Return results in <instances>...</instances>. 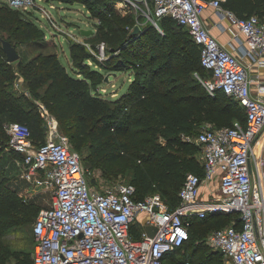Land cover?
I'll list each match as a JSON object with an SVG mask.
<instances>
[{
	"label": "built area",
	"instance_id": "2783aa9c",
	"mask_svg": "<svg viewBox=\"0 0 264 264\" xmlns=\"http://www.w3.org/2000/svg\"><path fill=\"white\" fill-rule=\"evenodd\" d=\"M130 11L159 21L169 17L184 27L200 50L201 66L210 77L201 82L210 95L220 90L237 101L246 121L214 128L206 124L197 135L184 136L200 148L204 175L188 174L179 191V204L170 209L159 193L135 199L134 185L119 182L105 189L88 182L80 155L59 129L44 104L38 108L45 126V141L34 143L28 126L8 122V149L16 155L21 178L50 193L33 223L32 264H163L164 257L189 238V217L203 219L216 213L239 214L210 232L207 244L219 251L224 264H264V78L250 70L264 68V18H238L223 8L224 0H121ZM13 8L35 0H7ZM213 8L225 18L245 45L233 53L205 27L201 15ZM236 36V35H235ZM99 58L106 59L105 44ZM210 189L202 197V185ZM140 221L154 227L135 238L132 227Z\"/></svg>",
	"mask_w": 264,
	"mask_h": 264
},
{
	"label": "trees",
	"instance_id": "16d2710c",
	"mask_svg": "<svg viewBox=\"0 0 264 264\" xmlns=\"http://www.w3.org/2000/svg\"><path fill=\"white\" fill-rule=\"evenodd\" d=\"M2 2L0 30L9 31L18 41L32 39L37 33L33 23L18 20V15L4 12V9L16 8L9 6L6 0ZM222 6L238 18L251 15L264 18V0H224ZM159 25L166 32L155 40L156 45L151 48L152 58L148 64L127 57V32H116L117 27H111L113 32L99 33L101 43L105 44L106 59H100L98 54L92 53L82 44L70 45L75 70L80 75L88 70L91 76L86 74L76 77L69 74L56 53L37 54L19 64L18 70L33 97L45 105L57 119L58 125L66 131L75 125L71 136L61 132L68 137L73 150L87 151L84 158L78 154L88 172L90 184L91 168H103L116 162L127 163L131 169V180L126 183L134 185L135 199L159 193L168 207L174 209L179 204L178 194L186 176L204 175L199 161V146L186 142L183 137L197 135L206 125L203 124L205 122L214 128H221L232 126L235 121L244 124L246 116L237 101L222 91H216L213 96L206 91L200 81L205 78L200 77L196 70L202 69L208 77L211 74L201 66L199 47L188 31L169 17L162 18ZM175 29L185 32L188 38L180 42ZM152 30L147 32L148 35L159 34ZM168 37H174L176 43L165 53L163 50L169 45ZM2 40L11 42L0 37V158L8 149L9 137L4 130L8 122L28 126L34 143L45 141V126L38 103L12 87L16 74L6 59ZM92 49H96V45L93 44ZM114 52L117 54L107 55ZM162 57L164 60L154 66ZM88 61L100 71L114 75L130 71L133 80L128 92L112 100L103 98L98 90L92 93L88 80H92L93 75L101 77V72L90 69ZM144 69L149 74L144 75ZM193 73L199 78L192 79ZM168 83V87L173 88L163 93L161 87ZM7 179H0V264H11L13 261L15 264H32L34 236L30 237L28 246H22L5 241L3 235L12 227L34 223L42 207L19 196ZM229 216L237 220L238 226L241 224L238 213H216L203 219L189 217L188 240L180 248L168 253L163 264H210L211 257L204 254L197 238L204 229L212 227L215 230L227 226L229 223L224 218ZM187 243L192 252L186 251ZM216 253L220 256L221 264H224L222 254L219 251Z\"/></svg>",
	"mask_w": 264,
	"mask_h": 264
},
{
	"label": "rangeland",
	"instance_id": "374dc122",
	"mask_svg": "<svg viewBox=\"0 0 264 264\" xmlns=\"http://www.w3.org/2000/svg\"><path fill=\"white\" fill-rule=\"evenodd\" d=\"M2 3V0H0V7H2ZM35 3V6L31 5L27 8L4 9V12H11L14 15H18V20H28L33 23L37 33L34 34L32 39L28 41H18L15 39V36L7 30H0V37L9 39L20 55L19 61L11 63L13 71L16 74L12 82V87L17 92L24 93L28 97L34 99L37 103H39V101L33 97V94L18 70L19 64L25 63L37 54L56 53L69 74L82 77L90 73L88 70H85L83 75H80L79 71L75 70L70 55V45L72 43L82 44L92 53L99 55L98 47L102 42L99 38V33L113 32L111 27H117V29H115L116 32H127L128 42L126 49L129 52L127 57L137 62H146V64H148L152 58L151 48L156 45H154L155 40L166 32L165 29H162L161 32L155 27V19L152 16H148V14L142 11L128 10L121 0H68L67 3L55 0H35ZM153 28H155L154 31L152 30ZM81 30H90L93 33L90 35H83L80 33ZM151 30L152 32H159V34L154 33L151 36L148 35L147 32ZM175 33H178L179 37L177 38H179L180 42L188 38L185 32L179 31L178 29H175ZM167 40L169 41V45L164 47L163 51L165 53L172 44L176 43L174 37H168ZM93 44L96 45L97 50L92 49ZM116 54L117 53L114 52L107 55L110 57ZM163 60V57L160 58L154 63V66L158 65ZM87 64L90 69L95 70V72H101V77L93 75V79L88 80L92 93L98 90L103 98L112 100L128 92L130 82L133 80L130 71L120 72L118 75H114L111 72L100 71L91 61H88ZM196 71L200 77L205 79L209 78L208 74L202 69L197 68ZM143 72L144 75L149 74L145 69ZM194 74L195 73L192 74V79H198L199 76ZM168 86L169 83L165 84L164 87H161V91L163 93L169 92L173 87ZM175 87L180 89L178 86ZM201 87L200 90L203 91ZM177 94H179V92ZM203 124L205 125L208 123L205 122ZM74 126L75 125H71L68 131H66L59 125L60 130L68 136H71L70 132ZM78 152L83 158L88 154L85 150ZM15 158V153L11 152L9 149L2 154L0 158V179L8 177L7 183L17 191L19 196L35 202L40 207L48 206L50 193L44 191L41 187H35L24 181L21 178V168L16 163ZM84 165L89 166L88 163H84ZM90 171L92 184H96L102 189L116 185L119 182H129L131 180V177H129L131 169L128 167L127 163L116 162L111 165L107 164L103 168H91ZM224 219L226 223H230L232 220L230 216ZM32 227L33 223L12 227L4 233L3 238L5 241L15 245L22 244V246H28L29 239L33 236ZM133 227V236L135 238L146 229L145 225L140 221H136ZM212 229V227L204 229V232L202 231L197 238V242L203 246L204 254L211 257L210 264H221L220 256L207 244V238L210 232L213 231ZM186 246H188L186 251L192 252V249L189 248V243H187ZM176 256H178V253ZM11 264H15V261ZM165 264H168V262Z\"/></svg>",
	"mask_w": 264,
	"mask_h": 264
},
{
	"label": "crops",
	"instance_id": "0c3cea01",
	"mask_svg": "<svg viewBox=\"0 0 264 264\" xmlns=\"http://www.w3.org/2000/svg\"><path fill=\"white\" fill-rule=\"evenodd\" d=\"M201 18L210 34L213 35L217 41L230 52L235 53L238 50H241V48L245 45L243 37L241 35H237L236 31L230 26L229 22L225 18H222L213 8L209 7L204 10ZM249 73L254 79L258 78V80H262L261 78H264V68H252ZM216 185V183H214V185L210 184V186L202 185V197L207 198L210 194V189H214Z\"/></svg>",
	"mask_w": 264,
	"mask_h": 264
},
{
	"label": "water",
	"instance_id": "95a60500",
	"mask_svg": "<svg viewBox=\"0 0 264 264\" xmlns=\"http://www.w3.org/2000/svg\"><path fill=\"white\" fill-rule=\"evenodd\" d=\"M80 33L83 35H90L93 32L90 30H81ZM2 49L6 55V59L8 62L12 63L14 61L19 60L20 55H19L18 51L12 45V43L9 42L8 40H2ZM146 231H147V234L149 237H153L156 233V229L154 227H151V226H148L146 228Z\"/></svg>",
	"mask_w": 264,
	"mask_h": 264
}]
</instances>
